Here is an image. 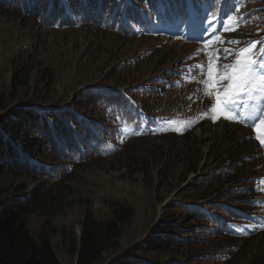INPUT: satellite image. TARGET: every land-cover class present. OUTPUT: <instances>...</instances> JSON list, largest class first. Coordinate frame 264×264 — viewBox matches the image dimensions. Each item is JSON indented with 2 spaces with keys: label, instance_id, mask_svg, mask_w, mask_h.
Wrapping results in <instances>:
<instances>
[{
  "label": "rangeland",
  "instance_id": "obj_1",
  "mask_svg": "<svg viewBox=\"0 0 264 264\" xmlns=\"http://www.w3.org/2000/svg\"><path fill=\"white\" fill-rule=\"evenodd\" d=\"M262 8L264 1L239 8L221 24L212 19L207 21L199 13L189 38L180 36V41L173 40L171 34H152L143 29L136 34H125L93 23L44 28L35 19L0 12V88L12 87L13 105L60 108L73 103L86 88L130 92L141 85L157 83L172 69L198 63L203 55H208L209 61L216 60V64H206L207 68L212 64L222 73L223 65L234 63L235 54L253 42L255 58L259 59L264 40V12L253 13ZM190 18L186 17L185 23ZM178 22L180 28H187L182 19ZM160 27L165 33L170 31L169 24ZM204 45L211 52L204 53ZM211 53H221V61ZM203 72H206L204 77L198 78L197 74L195 79L180 86L166 87L158 96L136 97L153 115L169 119L168 124L173 128L162 131L153 128L126 135L119 144H111L95 158L72 163L68 202L62 212L51 217L58 229L52 236V245L62 264H76L77 260V255L68 253L62 230H73L79 235L86 211L101 218L114 203L131 206L134 214L124 226L119 248L107 251L100 264L126 255L130 246L143 242L165 223L177 220L189 226L199 222L186 214L185 206L216 207L245 196L250 202L246 215L258 216L264 222V205L259 207L257 200L264 201V195L242 189L254 184L250 182L252 177L264 176L261 144L264 124L259 119L248 118L249 112L264 110V106L258 108L256 104L264 102V93L250 94L246 98L250 103L237 107L233 119L221 117L213 122L210 108L217 93L208 88L207 70ZM227 83L221 81V85ZM185 131L188 133L184 136L172 139L173 133ZM26 181L30 187L34 185ZM45 219L38 213L30 215L29 229L37 231ZM249 230L241 228L243 233ZM225 240L203 242L193 253L147 252L142 257L154 262L173 259L185 262L208 255L211 261ZM233 243L232 252L229 248L222 250L230 252V257L204 264H264V232Z\"/></svg>",
  "mask_w": 264,
  "mask_h": 264
},
{
  "label": "trees",
  "instance_id": "obj_2",
  "mask_svg": "<svg viewBox=\"0 0 264 264\" xmlns=\"http://www.w3.org/2000/svg\"><path fill=\"white\" fill-rule=\"evenodd\" d=\"M263 1L0 0V12L35 19L44 28L92 21L105 28L124 31L144 25L149 27L155 20L163 22L191 11L201 14L204 7L213 15L222 12L226 16L237 5L246 7ZM260 12H264V8L253 14ZM155 91V87L145 85L130 93L147 98ZM12 100V87L3 85L0 88V264H62L52 245V236L58 229L51 217L62 212L68 202L72 163L91 160L110 144L119 142V126L114 120L118 113L129 122L136 121L139 127L141 117L135 116L122 93L100 87L86 88L73 103L60 108L13 105ZM173 138L177 137L173 135ZM225 172L228 173L226 168ZM10 178L23 180L8 183ZM252 178L250 182L254 186H261L257 181L263 176ZM26 180L34 185L30 187ZM252 186L242 189L252 190ZM237 198V202L228 203L231 208L223 203L216 207L185 206L186 214L199 222L189 226L177 220L165 223L143 242L130 246L126 255L111 258L106 264H204L230 257V252L222 250H235L233 242L237 239L227 231L231 226L227 218L240 219L236 208H243L244 201L248 200L245 196ZM34 213L46 218L35 232L29 229L28 222V217ZM133 214L131 206L114 203L101 218L86 211L79 235L63 229L62 240L68 253L77 255L76 264H100L107 251L119 248L124 226L130 223ZM221 238L226 240L221 243L220 252L211 256V261L208 255L185 262L176 259L154 262L142 257V253L147 252L186 250L193 253L201 243Z\"/></svg>",
  "mask_w": 264,
  "mask_h": 264
},
{
  "label": "snow or ice",
  "instance_id": "obj_3",
  "mask_svg": "<svg viewBox=\"0 0 264 264\" xmlns=\"http://www.w3.org/2000/svg\"><path fill=\"white\" fill-rule=\"evenodd\" d=\"M254 48L255 42L241 49L235 54L234 63L223 65L222 73L218 72L214 65L209 64L207 68V77L210 82L208 88L215 89L217 93L215 104L210 108L214 114L213 122L221 117L226 120L232 118L237 107L250 103L246 99L250 94L264 93V56L256 59ZM221 81L228 83L221 85ZM248 118L259 119L260 123L264 124V110L249 112ZM261 144L264 145V141H261Z\"/></svg>",
  "mask_w": 264,
  "mask_h": 264
},
{
  "label": "water",
  "instance_id": "obj_4",
  "mask_svg": "<svg viewBox=\"0 0 264 264\" xmlns=\"http://www.w3.org/2000/svg\"><path fill=\"white\" fill-rule=\"evenodd\" d=\"M124 256V255H123Z\"/></svg>",
  "mask_w": 264,
  "mask_h": 264
}]
</instances>
